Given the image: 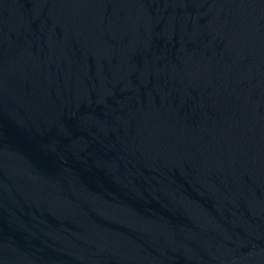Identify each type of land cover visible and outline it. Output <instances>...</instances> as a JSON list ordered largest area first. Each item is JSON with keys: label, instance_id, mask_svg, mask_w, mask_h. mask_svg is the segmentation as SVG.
Masks as SVG:
<instances>
[{"label": "water", "instance_id": "95a60500", "mask_svg": "<svg viewBox=\"0 0 264 264\" xmlns=\"http://www.w3.org/2000/svg\"><path fill=\"white\" fill-rule=\"evenodd\" d=\"M0 264H264V0H0Z\"/></svg>", "mask_w": 264, "mask_h": 264}]
</instances>
